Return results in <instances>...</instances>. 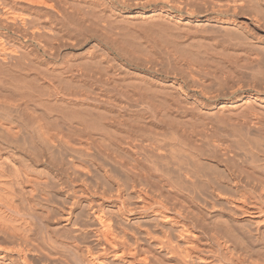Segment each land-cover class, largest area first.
<instances>
[{"label":"bare ground","instance_id":"1","mask_svg":"<svg viewBox=\"0 0 264 264\" xmlns=\"http://www.w3.org/2000/svg\"><path fill=\"white\" fill-rule=\"evenodd\" d=\"M0 264H264V0H0Z\"/></svg>","mask_w":264,"mask_h":264}]
</instances>
